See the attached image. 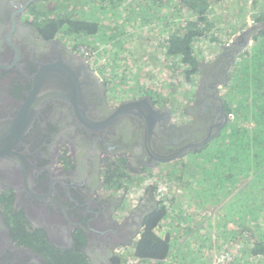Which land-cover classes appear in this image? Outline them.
Returning <instances> with one entry per match:
<instances>
[{"label":"flooded vegetation","instance_id":"flooded-vegetation-1","mask_svg":"<svg viewBox=\"0 0 264 264\" xmlns=\"http://www.w3.org/2000/svg\"><path fill=\"white\" fill-rule=\"evenodd\" d=\"M51 7L56 6L50 0H0V134L5 132L0 141V264H93L97 253L110 264H119V258L121 264L140 260L136 244L141 237L123 243L134 230L123 227L140 202L151 206L159 174L153 169L159 164L134 168L124 154L80 161L76 152L90 147L87 132L76 127L62 132L64 125L51 118L57 102L48 98L30 107L31 77L39 63L56 58L57 43L82 55L63 33H53ZM106 96L112 105L120 103ZM229 123L228 118L215 140L226 134ZM133 178L144 187L129 201L125 191L136 188ZM158 208L132 222L140 225V235L150 218L155 233L164 232L157 216L152 218Z\"/></svg>","mask_w":264,"mask_h":264},{"label":"trees","instance_id":"trees-1","mask_svg":"<svg viewBox=\"0 0 264 264\" xmlns=\"http://www.w3.org/2000/svg\"><path fill=\"white\" fill-rule=\"evenodd\" d=\"M56 1L64 3L65 6L63 9L50 8L52 12L56 13V16H52V18H56L54 23L49 22L51 25L55 24L53 33H63L64 37L72 42L74 51L82 53L83 56L90 54L88 58L91 64L92 52L99 53L98 48L91 47V44L94 45L108 37L112 43L118 42L119 38L124 40L125 33L122 32L119 25L120 20L124 19L123 22H127L130 17H134L133 14H127L125 10L122 13L117 3L111 8L109 5L115 2L113 0H88L87 4H90H88L87 11L84 12H87L85 13L87 15L93 13L92 18H76L73 14L77 13V9L75 11L72 8V13H69L70 4L76 0ZM217 1L220 0H176V2L171 0L169 2V4H175L173 8L176 9V15H172V17L177 16L180 12L189 13L184 19L182 28L167 30V39L163 45L165 57L168 60L174 58V61L177 60L181 65L178 71L172 70L175 73L174 77H182V81L186 82L188 87H194L198 76L195 66L196 56L200 54V51L192 43L202 33H211L214 27H217L215 20L210 17L211 11L209 10L210 7H214L211 3ZM140 2L143 6L144 20H148L152 16L157 18L159 24L163 22L164 14L166 15L167 11L161 10L160 7L157 9L159 12L154 14L148 9V6L165 3L160 0H140ZM238 7L243 12L244 0H238ZM107 16L114 19L111 26L102 23V20ZM257 21L264 22V13L258 17ZM42 24L40 23L41 26ZM89 37H95V41ZM81 38H84L86 43ZM253 40L252 48L238 58L230 72H233L231 85L227 88L240 97L239 103L235 106L229 104V111L237 113L240 121L239 123L231 121L227 126L228 131L225 134L227 137L224 136L221 139L222 141L227 139V143H224L226 145L220 144V138H216L200 152L189 154L176 161L179 171L174 180L184 185L190 192L182 193V203L187 206L192 205L193 208L200 210L206 206L218 210L215 205H219V203L215 201H220V199L225 204L216 215L217 218H220L216 233L218 242L221 244L219 248H222L224 253L226 252L225 248L231 251L228 254L219 255V258L222 259L221 264H264V30L259 32ZM169 67L172 68L173 65H169ZM98 68L94 69L100 72L102 79L107 83L112 101L119 102L117 88L120 85V80L115 77L116 69L113 70L112 75L110 72L114 67L109 68L108 73ZM187 90L184 92L186 102L193 99L192 90ZM130 91L131 93L123 98L149 95L158 105L167 104L156 87H150L148 83L145 86H135ZM165 91L169 92L170 89H165ZM172 92L179 98L181 97L179 88ZM250 125L253 128H250ZM121 178L122 176L118 175V179ZM158 182L160 183V181ZM217 184L219 186L216 188ZM221 184H223L222 190L219 188ZM163 202H168L173 209L166 206L164 211ZM182 203L178 202L176 198L159 201L157 215H153L152 218L157 216L159 227L163 226L165 218H170L171 221L174 219L177 224H180L181 221L178 218L180 214L183 215ZM184 213L188 212L184 211ZM168 215L171 216L168 217ZM183 216L185 220L187 215ZM222 221H224L223 225H221ZM230 223L232 225H229ZM155 228L157 227L153 226L151 218L145 221L141 238L136 244L139 259H145V263L150 261L161 264L160 260L164 257L174 255L179 264H186L181 253L183 257L195 261L193 257L197 253L190 246L176 247V241L171 240L169 231L164 229V232L155 233ZM211 237L209 234L208 238ZM182 249L184 251H181ZM200 256L201 254L195 258L200 259ZM171 261L172 259L166 264H171ZM214 261L215 259L212 264ZM121 263L122 258H119V264Z\"/></svg>","mask_w":264,"mask_h":264},{"label":"water","instance_id":"water-1","mask_svg":"<svg viewBox=\"0 0 264 264\" xmlns=\"http://www.w3.org/2000/svg\"><path fill=\"white\" fill-rule=\"evenodd\" d=\"M263 30L264 22L251 25L221 45L220 52L211 61L196 63L198 78L193 101L184 109L188 122H174L171 108L158 105L149 95L112 105L106 96L108 86L103 84L87 58L60 43H57L60 50L56 52V58L50 63H39L31 77L30 107L33 108L38 100L48 98L57 102L51 118L64 125L62 132L75 130V127L87 132L86 136L91 138L90 147L82 149V145L76 152L80 161L84 159L90 163L93 157L99 161L102 155L124 154L134 168L171 163L203 149L227 124L231 118L225 103L230 72L253 38ZM0 68L4 67L0 65ZM4 137L5 132L0 134V141ZM154 196L157 198L155 191ZM155 198L148 199L150 207L145 201L140 202L126 218L123 228L130 226L134 230L123 243L141 237V232L138 233L140 225L132 222L138 214L150 212L160 205ZM95 240L100 242L99 236ZM100 258L110 264L99 253L93 257V264H101Z\"/></svg>","mask_w":264,"mask_h":264},{"label":"rangeland","instance_id":"rangeland-1","mask_svg":"<svg viewBox=\"0 0 264 264\" xmlns=\"http://www.w3.org/2000/svg\"><path fill=\"white\" fill-rule=\"evenodd\" d=\"M50 1L59 9H63L65 6L62 2H57L56 0ZM113 1L115 2L109 5L111 8L115 3H117L118 8L122 13L125 10L127 14H133L134 17H130L127 22H123L124 19L120 20L119 25L122 28V32L124 31L125 33V39L123 38L124 40L119 38L120 40L118 42L112 43L108 37L104 38L103 41L96 42L94 45L91 44V47L98 48L97 51L99 50V53L94 54L92 52V64H90L93 68L99 67L102 71H106L107 73L109 68L114 67L110 72L112 75L113 70L116 69L114 71V74L116 75L115 77L120 80V85L117 88V92L120 97L118 98V101L122 102L134 98L123 97L130 94V90L133 87L145 86L146 83H148V86L156 87L162 98L165 100V103H167L165 104L166 107L171 108L173 114L178 116L174 118L176 119L174 120L176 123L188 122V118L184 116V109L193 101V99L186 102V97H184L186 95L184 92H187V89H189L192 90L193 94L197 80L194 82V87H188L186 82L182 81V77H178L177 75V77H174L175 73L172 70L175 69L178 71V68H180L181 65L177 60L174 61V58L168 60V58L165 57L163 45L167 39V30L170 28H182L184 26V19L189 13L180 12L177 16L172 17V15H176V9L173 8L175 7V4H169L171 0H160L165 4L151 5L150 7L148 6V9L154 14L159 12L157 9L160 7L161 10L167 11V14H164L165 18L163 22L159 24L157 22V18H153L152 16L148 18V20H144L143 6L141 5L140 0ZM174 1L176 2V0ZM87 2L88 0H76L70 4L71 9L69 13H72V8H74L75 11L77 9V13L73 14L76 18H92L93 13L87 15L85 14L87 12H84L87 11L88 4H90H87ZM237 3L238 0H220L211 3L214 7L209 8L211 11L210 17L215 20L217 27H214L211 33H202L199 38L193 41L192 44L196 45V48L200 51V54L196 56L197 62L211 61L219 52L220 45L227 43L233 36L237 35L247 27L259 23L257 19L264 13V3H262V0H244L243 12L239 7L237 8ZM136 10L137 13L135 14ZM113 20L114 19L107 16L104 20H102V23L104 25L111 26ZM89 39L95 41V37H89ZM81 40L85 42L84 38H81ZM253 41L254 40H252V42H250V44L246 47L244 53L248 52L252 48L254 44ZM89 56L90 54L85 55L86 58ZM88 61H90L89 58ZM169 65H173V67L170 68ZM96 72L99 76H101L100 72ZM232 73H230L228 86L231 85ZM183 82L185 83V86ZM178 88L181 92L182 98H179L178 95L172 92V90ZM165 89H170V91L166 92ZM222 92L224 93V89H222ZM239 97L240 96H238L237 93L229 91L226 96V106L228 108L229 104L230 106H235L239 103ZM229 114L231 115V118L229 117L230 122L235 121L239 123L240 118L237 113H232V111H230ZM241 124H244V122H241ZM249 127L251 128L252 125ZM223 137H220L219 140ZM219 143L226 145L224 143H227V139H223V141L221 140ZM184 160L186 161L187 159ZM153 170L155 172L158 170L159 172L155 184L157 188H160L162 191V196L160 197L161 201H169L172 198H176L178 202L182 203V193L190 192L186 190L184 185L179 184L176 180H174L176 179V174L179 171L176 161L159 164ZM132 180L133 186L136 188L129 191L126 189L125 192H127L128 200L130 194L132 195V198H130L131 200L140 196L144 187V185L139 184L137 186L135 183L136 179L133 178ZM158 181H160L159 184ZM144 182L147 184L149 179ZM218 186L219 185L217 184L216 188ZM219 188L222 190L223 184H221ZM215 202L219 203V205H215L218 207V210L217 208L208 206L200 210L193 208L192 205L187 206L185 203H182L183 215H187V218L184 220V216L180 214L178 218V220L181 221L180 224H177L174 219L171 221L170 218H165V220H168L169 223L165 222V225L162 226V228L169 231L171 240L176 241V247L184 248L190 246L193 251L197 253L193 257L195 261H192L187 257H183L180 253L186 264H212L213 259H216L218 262V259H220L219 255H225V253L228 254V252L231 251L230 249L227 250L225 248L226 252L224 253L222 248H219V245L221 244L218 242L216 231L219 226L218 221L220 218H217L216 215L219 214L221 207H224L225 204L224 202L222 203V199H220V201L216 200ZM162 206L164 207V211L166 206L168 208L171 207L168 202H163ZM184 211H187L188 213H184ZM169 216L171 215H168V217ZM223 224L224 221H222L221 225ZM229 225L232 224L230 223ZM209 234L212 236L211 238H208ZM177 249L176 252H178ZM195 250L199 252H196ZM181 251L184 250L182 249ZM200 254L201 258L196 259L195 257ZM171 259V264H179L178 259H176L174 255L166 256L165 262L168 263Z\"/></svg>","mask_w":264,"mask_h":264},{"label":"built area","instance_id":"built-area-1","mask_svg":"<svg viewBox=\"0 0 264 264\" xmlns=\"http://www.w3.org/2000/svg\"><path fill=\"white\" fill-rule=\"evenodd\" d=\"M87 60H88V58H87ZM158 184H159V182H158ZM155 193H156V196L158 197V199H161L160 198L162 196L161 189L160 188H157L156 191H155ZM130 198H132V195L130 196ZM221 260L222 259H218V262H217L216 259H215L214 264H221ZM127 263L128 264H141V263H145V262H144V259H140V260L135 261L134 258H129L128 261H127ZM146 264H156V263H149V262H147Z\"/></svg>","mask_w":264,"mask_h":264},{"label":"clouds","instance_id":"clouds-1","mask_svg":"<svg viewBox=\"0 0 264 264\" xmlns=\"http://www.w3.org/2000/svg\"><path fill=\"white\" fill-rule=\"evenodd\" d=\"M160 201H161V199H160ZM164 226V225H163ZM145 260V259H144ZM161 261V264H166V260H165V258L164 259H162V260H160ZM150 262V261H149ZM162 262H165V263H162ZM150 263H153V262H150Z\"/></svg>","mask_w":264,"mask_h":264},{"label":"crops","instance_id":"crops-1","mask_svg":"<svg viewBox=\"0 0 264 264\" xmlns=\"http://www.w3.org/2000/svg\"><path fill=\"white\" fill-rule=\"evenodd\" d=\"M165 220V219H164ZM165 222H167V223H169V221L168 220H165ZM174 244V243H173Z\"/></svg>","mask_w":264,"mask_h":264},{"label":"bare ground","instance_id":"bare-ground-1","mask_svg":"<svg viewBox=\"0 0 264 264\" xmlns=\"http://www.w3.org/2000/svg\"><path fill=\"white\" fill-rule=\"evenodd\" d=\"M165 258V257H164ZM208 259V258H207ZM170 261V260H169Z\"/></svg>","mask_w":264,"mask_h":264}]
</instances>
